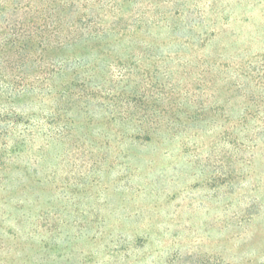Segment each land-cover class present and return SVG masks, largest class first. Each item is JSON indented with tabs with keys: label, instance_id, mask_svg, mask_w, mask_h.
I'll return each mask as SVG.
<instances>
[{
	"label": "rangeland",
	"instance_id": "374dc122",
	"mask_svg": "<svg viewBox=\"0 0 264 264\" xmlns=\"http://www.w3.org/2000/svg\"><path fill=\"white\" fill-rule=\"evenodd\" d=\"M218 10L194 56L219 62L209 102L231 119L0 155V264H264V0Z\"/></svg>",
	"mask_w": 264,
	"mask_h": 264
},
{
	"label": "trees",
	"instance_id": "16d2710c",
	"mask_svg": "<svg viewBox=\"0 0 264 264\" xmlns=\"http://www.w3.org/2000/svg\"><path fill=\"white\" fill-rule=\"evenodd\" d=\"M220 4L0 0V155L36 140L79 142L93 128L109 145L147 143L224 111L209 102L222 95L219 62L194 56L214 36L203 29Z\"/></svg>",
	"mask_w": 264,
	"mask_h": 264
}]
</instances>
